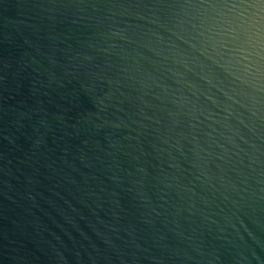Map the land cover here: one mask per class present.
Returning <instances> with one entry per match:
<instances>
[{
    "label": "water",
    "instance_id": "1",
    "mask_svg": "<svg viewBox=\"0 0 264 264\" xmlns=\"http://www.w3.org/2000/svg\"><path fill=\"white\" fill-rule=\"evenodd\" d=\"M0 264H264V0H0Z\"/></svg>",
    "mask_w": 264,
    "mask_h": 264
}]
</instances>
